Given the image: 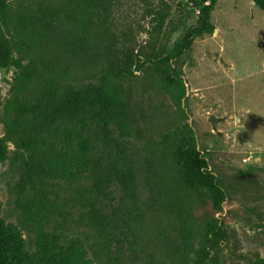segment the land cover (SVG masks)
I'll return each instance as SVG.
<instances>
[{
	"label": "rangeland",
	"instance_id": "1",
	"mask_svg": "<svg viewBox=\"0 0 264 264\" xmlns=\"http://www.w3.org/2000/svg\"><path fill=\"white\" fill-rule=\"evenodd\" d=\"M0 142L3 264H264V0H0Z\"/></svg>",
	"mask_w": 264,
	"mask_h": 264
},
{
	"label": "trees",
	"instance_id": "2",
	"mask_svg": "<svg viewBox=\"0 0 264 264\" xmlns=\"http://www.w3.org/2000/svg\"><path fill=\"white\" fill-rule=\"evenodd\" d=\"M202 15L204 17L202 27L193 29L188 32V34L185 37V41L187 42V44H190L192 36L202 35L204 33H211L213 31L214 27L210 21V5L202 8ZM121 61H123V63H121L120 70L116 72V79L121 78V76L124 74L130 73L133 67L135 66L139 67L140 62H141V57L140 56H128L126 57V59H123V60L120 59V62ZM152 61H153L152 59L148 58L145 62H152ZM108 81H111V79L110 80L105 79L104 83L107 85ZM109 96L112 99L114 97V94L112 92H109ZM28 122L29 124H31L30 121ZM37 126L39 125L37 124ZM39 133H40V130H36V136L33 137L30 141L25 142L23 144V147H25L28 151L32 152V147L35 148V144L38 142L37 136L39 137ZM177 155H179V159H178L179 162H182V161L184 162L183 169H185L186 172L194 173L200 176L204 175L202 170L207 169V164L205 160L200 158V153L197 154L195 151H193L191 154H188V153H181V151H177ZM96 176L98 178V183H97L98 185L96 184L97 188L104 191L105 184L110 182L111 175L109 173H105L104 177H102L103 175H100V174H97ZM183 178L185 179V177ZM208 188L211 189L213 187L211 185ZM12 241L13 239L10 236V234L6 235L3 230L0 231V247H2V249H0V264H3V260L7 258L6 257L7 255L8 256L12 255L11 259L17 256L15 253L10 252V245ZM3 248L4 249L6 248V251H3Z\"/></svg>",
	"mask_w": 264,
	"mask_h": 264
},
{
	"label": "water",
	"instance_id": "3",
	"mask_svg": "<svg viewBox=\"0 0 264 264\" xmlns=\"http://www.w3.org/2000/svg\"><path fill=\"white\" fill-rule=\"evenodd\" d=\"M221 120H222L221 118H219V117H217V116H215V115H211V116L209 117V121H210V123H211V125H212L214 131H217V129H218V124H219V122H220Z\"/></svg>",
	"mask_w": 264,
	"mask_h": 264
},
{
	"label": "built area",
	"instance_id": "4",
	"mask_svg": "<svg viewBox=\"0 0 264 264\" xmlns=\"http://www.w3.org/2000/svg\"><path fill=\"white\" fill-rule=\"evenodd\" d=\"M252 159H253V156H247L243 160H244V162H251Z\"/></svg>",
	"mask_w": 264,
	"mask_h": 264
}]
</instances>
